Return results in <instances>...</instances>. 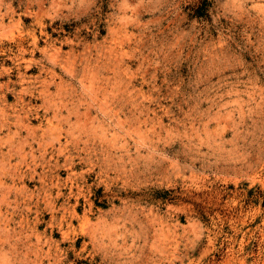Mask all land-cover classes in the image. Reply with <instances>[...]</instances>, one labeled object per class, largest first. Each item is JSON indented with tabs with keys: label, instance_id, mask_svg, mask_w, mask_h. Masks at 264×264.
I'll return each instance as SVG.
<instances>
[{
	"label": "clouds",
	"instance_id": "clouds-1",
	"mask_svg": "<svg viewBox=\"0 0 264 264\" xmlns=\"http://www.w3.org/2000/svg\"><path fill=\"white\" fill-rule=\"evenodd\" d=\"M0 264H264V0H0Z\"/></svg>",
	"mask_w": 264,
	"mask_h": 264
}]
</instances>
